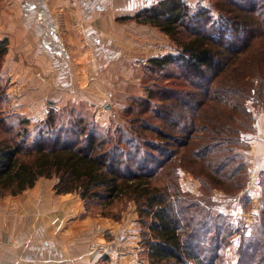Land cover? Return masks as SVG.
Listing matches in <instances>:
<instances>
[{"label": "trees", "instance_id": "trees-1", "mask_svg": "<svg viewBox=\"0 0 264 264\" xmlns=\"http://www.w3.org/2000/svg\"><path fill=\"white\" fill-rule=\"evenodd\" d=\"M216 1L226 18L215 28L205 11L192 12L181 0L160 1L127 18L157 28L177 44L178 56L150 59V69L158 76L176 66L175 82L198 85L204 91L198 105L201 118L186 120L182 107L187 98L183 101L163 88L159 94L148 91L139 113L148 114L152 101L165 104L160 119L157 112L152 114L167 133L149 126L97 129L80 117L61 125L48 115L31 139L25 129L0 138V197L17 196L40 178H56L55 194H77L86 209L126 199L134 203L139 221H149L145 220L149 264H220L219 253L236 230L227 217L216 213L213 218L200 201L180 192L175 176L189 161L201 164L203 178L212 184L232 185L234 193L244 188L242 156L233 148L250 126L226 112L248 115V100L264 106V0L245 7L237 0ZM183 32L188 34L185 38ZM6 52L7 41L0 40V59ZM211 103L222 107L220 112L215 106V120L201 114L214 110L207 105ZM175 109H180L178 118ZM11 130L0 118V132ZM147 132L158 142L143 138ZM202 184L211 186L203 180ZM206 250L211 254L204 257ZM239 264H264V219L241 243Z\"/></svg>", "mask_w": 264, "mask_h": 264}, {"label": "rangeland", "instance_id": "rangeland-1", "mask_svg": "<svg viewBox=\"0 0 264 264\" xmlns=\"http://www.w3.org/2000/svg\"><path fill=\"white\" fill-rule=\"evenodd\" d=\"M133 1L137 5H142V0ZM148 1L149 0H146L145 5H148ZM160 1L163 0H151V6ZM181 1L186 4L192 12L205 11L210 18V22H215L211 25L213 28H215L218 23L222 24L221 20H225L226 18L224 14H221L219 5L221 2L219 1H216V3L215 0ZM237 1L239 4H243L244 7L247 6L250 1L256 4L260 2V0ZM130 2L131 0H102L101 7L105 12L101 14L110 16L107 10L110 11L112 9L121 8L123 4H129ZM61 11L63 12V10ZM137 12L138 11H135L128 15L123 12L116 15L115 12L113 16V26L110 28L108 24H106V26L104 24L103 28L106 33L113 35L112 42L106 41V36L102 38L103 41H106L105 44H108V46L104 47V52H97L96 58L98 61H96V63L93 58L89 59L91 63L97 65L95 71H93L94 69L91 67L85 69L86 80L89 83L87 84L86 81V84L74 86L69 82L67 86L69 89L68 91L73 87L77 89L76 93H70L69 96L75 99L61 101V103H63L61 107H57L59 104L56 105L57 103L52 99L48 101L45 91L43 100H37V104H35V102H27L28 107L26 108L21 105L22 102H19L20 106L23 107L26 112H21L17 109L15 106L18 98H20L21 94L23 95L24 91H26L29 86L9 84L10 80L7 76L10 74V70H7V73L5 72V63L6 66H8L6 62L7 55L11 59H15V55L10 57L11 54L6 52L7 55L5 54V57L0 59V118L5 122V125L12 127V133L2 134V132H0V138L9 139L14 133L18 131L22 132L25 129V131L30 132L29 138L31 139L35 132V128L41 126V122L46 120L48 115L53 116L56 123L61 125L65 124L69 118L76 119L80 117L86 124L97 129H111L112 131L114 128H137V130H141V126H149V129L154 128L158 129V131L167 133L169 129L163 127V124L156 119L162 117L164 108L166 107L165 104L161 105L152 101L148 114L140 115L139 113L144 110L142 106L144 104L143 102L147 99L148 91L159 94L161 88L169 90L168 92L171 93H178V97L183 101L184 98H187L183 103L185 107H182L183 113H185L184 115L188 116L186 120L190 118L192 120L201 118L198 105L203 102L202 94L204 91L201 92L198 85L195 84L194 86L193 83L186 81H181V83H177L178 81L175 82L174 79L179 76V69L176 66L168 68L166 72L158 73V76H155L151 72V66L149 64L150 59L164 56L176 57L179 55L180 49L177 48L178 46L172 38L160 32L157 28L138 24L133 20L127 19ZM223 16L225 18H223ZM57 22H59L60 25V31H57V36L64 41L68 48L69 43L67 40H69V38L61 16H59ZM187 35L186 32H183L182 38H185ZM7 51H9V49H7ZM25 66L27 69H25L24 74L29 68L26 64ZM58 70H61V68ZM63 76L64 79L68 81L72 80L73 70L67 68ZM93 80L99 81V84L93 85ZM56 87H58V85H56ZM53 88L52 86L50 89L52 92ZM40 105H42V108L38 110L37 107ZM207 105H211V108L214 110L201 112V114H203L204 117L215 120V115L217 113L215 106L220 112L222 107L214 103ZM244 105L246 108L245 112H248V115L243 116L239 112L238 114L226 112L229 115L237 116L238 120L240 119L246 123V126H250L246 132L242 131L239 134V143L233 148L234 152L242 156L245 171L244 188L234 193V191L231 192L232 185L221 187L217 184H212L207 179L203 178L205 170L203 171L201 164H194L189 161H186L182 168L178 169L175 176V181L177 182L180 192L187 195L188 198L197 200L198 202L200 201L206 210L209 209L212 212L213 218L216 213L227 217L231 227L236 230L230 234L229 238L226 240V245L219 253L220 264H239V249L241 243L251 238L252 231L259 226L261 219H264V106L249 100L246 101ZM152 112H157L156 118L153 117L154 113L152 114ZM172 112L177 118L181 115L180 109H175ZM190 113L192 114L191 117ZM25 120L28 123L27 125L23 124ZM200 123L204 124L206 121H200ZM144 135L145 136H142L141 134L143 138L147 137L149 140H155L154 142L156 143L158 142L153 133L147 132L144 133ZM141 136L137 138L138 141L142 139ZM202 180L208 184L211 183V186L204 187ZM250 183L257 189V195L253 197L260 202V213L254 221L253 226H246L243 219H245V212L250 209L252 204V196H250L252 193L249 191V187H247V184ZM81 202L84 208L83 213L80 215L82 220H109L113 223H117L121 228H124L121 230V233L126 232L127 223H129L132 228L134 225L136 230H140L137 238L128 241L130 244L123 243L122 241L115 243L113 238L112 240L105 238V241L88 243L86 248V253L88 255L94 253L104 258L108 257L111 252H115L118 257L123 258L125 252L131 251L138 255V264H149L147 260L148 249L145 245V241L148 239L145 222L147 221L149 223V221L146 218H143L144 223L143 221H139L136 207L132 201L122 199L115 201L106 208H102L99 205H89L88 209H86L82 200ZM210 238L213 237L211 236ZM204 245L207 246V244ZM143 253H145L144 256L141 255ZM210 254L208 250L202 253L204 257ZM186 264L193 263L188 262Z\"/></svg>", "mask_w": 264, "mask_h": 264}, {"label": "crops", "instance_id": "crops-1", "mask_svg": "<svg viewBox=\"0 0 264 264\" xmlns=\"http://www.w3.org/2000/svg\"><path fill=\"white\" fill-rule=\"evenodd\" d=\"M101 1L0 0V40L7 41L10 57L15 55L11 59L6 54L9 84L29 86L15 106L21 112L26 110L19 102L26 108L27 102L37 104V100H43L45 91L48 101L52 99L59 104L57 107L62 106L63 100L75 99L69 96L77 89L68 91L69 82L74 86L86 84L85 69H97V52H104L108 46L105 42L113 40V35L104 30V24L113 26L115 12L128 15L152 4L149 0L145 5L146 0H142V5H137L131 0L121 8L107 10L110 16H105L101 14L105 12ZM59 16L67 30L68 48L57 36ZM104 36L106 41L102 39ZM25 64L29 68L24 74ZM67 68L73 70L70 81L63 76ZM96 84L99 81L93 80V85ZM37 108L41 109L42 105ZM56 182V179L40 178L32 188L17 196L0 197V264H138V255L131 251L125 252L123 258L115 252L104 258L94 253L88 255V243L113 238L115 243L130 244L128 241L137 238L140 230L127 223L126 232L121 233L124 228L112 221L82 220L84 208L80 197L55 194Z\"/></svg>", "mask_w": 264, "mask_h": 264}, {"label": "built area", "instance_id": "built-area-1", "mask_svg": "<svg viewBox=\"0 0 264 264\" xmlns=\"http://www.w3.org/2000/svg\"><path fill=\"white\" fill-rule=\"evenodd\" d=\"M247 187H249V191L252 193V204L249 210L245 212V219L244 223L246 226H253L254 221L257 219L259 213H260V202L253 196L257 195L256 194V187H253V184H247Z\"/></svg>", "mask_w": 264, "mask_h": 264}]
</instances>
